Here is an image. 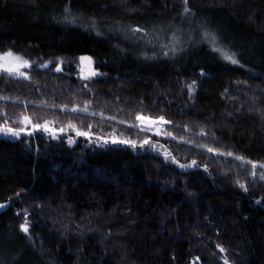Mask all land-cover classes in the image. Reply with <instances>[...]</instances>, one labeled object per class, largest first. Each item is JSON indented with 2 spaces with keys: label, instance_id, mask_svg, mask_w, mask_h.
Wrapping results in <instances>:
<instances>
[{
  "label": "trees",
  "instance_id": "1",
  "mask_svg": "<svg viewBox=\"0 0 264 264\" xmlns=\"http://www.w3.org/2000/svg\"><path fill=\"white\" fill-rule=\"evenodd\" d=\"M8 49L48 67L0 71V125L65 132L0 135V264H264V181L240 164L264 166V0H0ZM138 115L171 121L152 141L172 163L140 147Z\"/></svg>",
  "mask_w": 264,
  "mask_h": 264
},
{
  "label": "rangeland",
  "instance_id": "2",
  "mask_svg": "<svg viewBox=\"0 0 264 264\" xmlns=\"http://www.w3.org/2000/svg\"><path fill=\"white\" fill-rule=\"evenodd\" d=\"M183 19V18H182ZM187 21V23H185V27L186 29L189 27H191V23H190V20L189 18H186L185 19ZM195 23H193L192 25V28H194V26H196V21H194ZM166 27V26H165ZM167 28H170V27H167ZM152 29V28H151ZM171 29V28H170ZM191 29V28H190ZM191 31V30H190ZM163 31L162 30H158L157 32L155 31L154 34L152 35H148V36H145V39H144V43L145 44H152V43H155V44H167V40H164L163 42L161 41V37H162V33ZM186 33V32H185ZM184 33V34H185ZM190 34V32H189ZM173 37V39H172ZM178 35L176 36H169V38H171V43H173L175 46L177 45V42H179L178 40ZM168 38V40H169ZM189 38H191L189 36ZM149 39H150V42H149ZM184 39V36L181 37V45L183 43H186L187 41L183 42ZM186 39V37H185ZM188 39V38H187ZM169 45V48L167 49V46ZM166 46V51L167 54H174V46L171 45V44H168ZM188 45V44H187ZM178 46V45H177ZM184 46V44H183ZM168 50V51H167ZM181 50V48H180ZM188 50V48L186 49ZM228 53V52H227ZM17 55V54H16ZM19 57H21L23 60H27L25 59L24 57L20 56V55H17ZM29 61V60H27ZM82 64V65H81ZM41 65H43V67H41ZM48 67L46 64H40V63H37V62H33V61H29L28 65H22L20 68H19V73H23V74H16V73H9V72H6L7 73V76L10 77V78H14L16 79L17 77H22L24 76L25 78L29 79L30 77V73L36 69V68H46ZM63 63H57L54 67H53V70L55 72L57 71H62L63 70ZM73 70H75V72L78 74V76L82 79V81H85L87 79V75L91 72V68H90V64H89V61L84 58V59H80V64H75L74 65V68ZM189 91L190 93L193 92V88H189ZM143 117V116H141ZM168 123H166L165 121H161L160 119H149V118H145L143 117V119H137V117L135 118V121H134V124L130 127H128V125H124V124H119V126H121V128H131L132 130L140 133V134H143L144 138L145 136H147L149 138V144L145 145V150H147L148 152L150 153H153L159 157H161L166 163H172L171 162V159L170 157L167 155H165L166 151L163 149L162 146H159V144H157L156 142H153L152 139L154 138H157V139H163L165 138V135H164V132L166 130V127H167ZM0 126H7V125H0ZM25 127H27L28 129H31L32 125L31 123L25 125ZM146 129H148V131H145ZM128 130V129H127ZM157 130L162 133V134H157ZM36 130H32V133L35 132ZM113 133V132H112ZM0 135H3L5 137H15V136H12L10 134H4V133H0ZM116 136L120 139H130L129 136L127 135H124V134H111V135H107L105 137H111V136ZM107 144H112V145H122V146H128V145H125V144H122V143H112L111 139L108 140ZM151 144H156V147L153 148L151 147L150 145ZM242 166L246 167L248 171H252L253 173V176H258L262 181H264V166L260 165V164H256L255 167H253V164L250 163V162H246V161H242L240 163Z\"/></svg>",
  "mask_w": 264,
  "mask_h": 264
},
{
  "label": "snow or ice",
  "instance_id": "3",
  "mask_svg": "<svg viewBox=\"0 0 264 264\" xmlns=\"http://www.w3.org/2000/svg\"><path fill=\"white\" fill-rule=\"evenodd\" d=\"M185 3L188 2V0H184ZM190 11V9L185 8V12ZM65 20L68 19L67 16L64 17ZM137 31V29H133V32ZM140 32H143L144 29H139ZM209 37H211L210 42L215 46V42H216V36L214 33H209L207 31L204 32V35L200 38L199 42H203L205 39H208ZM216 51L222 53L224 55V58L226 60H230L232 61L233 64H239V60L235 59V54H229L225 51V49L220 48V47H216ZM164 55H167V52L163 53ZM145 57L147 58V53H144ZM153 55H155V53H153ZM81 59H84V57H81ZM90 59V58H89ZM29 61L27 60H23L21 57L17 56L11 49H8L7 51L4 52H0V71H7L9 73H16V74H23V73H19V68L22 65H28ZM41 67H43V65H41ZM201 71H203V69H201ZM93 75H95V73H93ZM196 81L193 80L192 81V85H195ZM189 88H191V85H189ZM137 119H143V117L141 116H137ZM159 119L161 121L164 120V117L161 116L159 117ZM23 123L25 125L31 123L29 117H23ZM168 123H171V121H169ZM90 127V126H89ZM134 127V126H132ZM69 128H74L75 129V135L76 137H84V138H88L89 140L93 139L94 137V133L91 131H85V130H81L79 128H76L75 125H69ZM42 129L43 132L45 133H49L50 135H57V134H62L65 132L64 128H60V129H56V128H51L49 127V123L45 122L43 125L38 124V123H33L31 129H28L27 127H10V126H0V133H4V134H10L12 136H16L19 137L21 136L22 133H27L28 135H32V130H40ZM131 130V128L129 129ZM145 131H148V129H146ZM157 134H162L157 130ZM60 138L62 139L63 137L60 136ZM95 139L98 142H104L107 143L109 139H111L112 143H122L125 145H130L132 148H136L137 146V140L134 139H120L116 136H111V137H105V136H98L95 137ZM69 144L71 143H75L77 142L76 140H74L71 136H69L68 141ZM140 147H144L145 145L149 144V138L147 136H145V138L141 141H139ZM151 147L155 148L156 144H151ZM209 151H215L214 149H209ZM165 155H167V153H165ZM229 155H231V153H229ZM173 159H175L173 157ZM240 159H243V157H241ZM177 163H179V161H176ZM192 165L196 164V161H192L191 162ZM257 162L253 161V167H255ZM181 167H185L186 165H180ZM264 175V174H262ZM240 187L244 188V185L241 184ZM247 190V189H245ZM3 206V205H0ZM21 229H23V231L25 233H27L29 231L28 225L26 223H22L20 225ZM217 248H219L221 251H224V248L221 245H217Z\"/></svg>",
  "mask_w": 264,
  "mask_h": 264
},
{
  "label": "water",
  "instance_id": "4",
  "mask_svg": "<svg viewBox=\"0 0 264 264\" xmlns=\"http://www.w3.org/2000/svg\"><path fill=\"white\" fill-rule=\"evenodd\" d=\"M5 72H7V71H5ZM0 205H3V206H0V212H2L3 210H5L6 205L5 204H0Z\"/></svg>",
  "mask_w": 264,
  "mask_h": 264
}]
</instances>
